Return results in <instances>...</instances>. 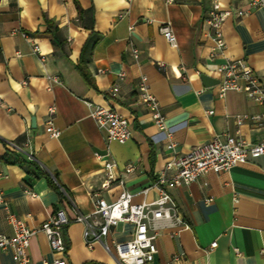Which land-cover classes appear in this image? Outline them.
Listing matches in <instances>:
<instances>
[{
	"label": "crops",
	"instance_id": "1",
	"mask_svg": "<svg viewBox=\"0 0 264 264\" xmlns=\"http://www.w3.org/2000/svg\"><path fill=\"white\" fill-rule=\"evenodd\" d=\"M219 2L231 14L222 24L226 46L212 56L214 43L203 22L212 0H0V194L6 203V208L0 206V233L13 232L7 210L34 228L59 206L70 219L76 210L89 213L91 192L115 200L123 187L116 180L103 187L105 174L95 151L108 150L119 170L135 164L124 176L126 190L135 193L152 183L173 154L185 153L215 134L239 129L249 141L264 135L250 122L236 124L237 115L256 113L259 105L239 90L220 94L216 84L205 86L199 77L206 73L216 78V65L243 58L264 83V7L238 16L236 9L248 7L247 0ZM43 14L54 20L60 46L46 31ZM166 21L176 46L159 31ZM92 33L99 38L86 69L97 89L75 67ZM142 75L165 124L173 128L172 149L138 98ZM87 101L126 116L130 138L108 141L105 130L89 117ZM49 116L61 130L57 138L45 130ZM49 177L69 198L59 197ZM170 192L187 226L163 228L156 238L157 252L147 264H264V155L228 170H209ZM154 195L151 189L146 199ZM83 229L74 220L64 227L62 253L51 250L44 233H34L29 239L32 264H53L57 258L66 264H114L101 245H85ZM133 231L132 223L122 222L111 228L109 238L125 241ZM212 242L216 244L210 247ZM0 264H14L9 251L0 250Z\"/></svg>",
	"mask_w": 264,
	"mask_h": 264
},
{
	"label": "built area",
	"instance_id": "2",
	"mask_svg": "<svg viewBox=\"0 0 264 264\" xmlns=\"http://www.w3.org/2000/svg\"><path fill=\"white\" fill-rule=\"evenodd\" d=\"M175 0H166L171 3ZM248 7L237 8L238 16L246 15L251 8L262 6L264 0H247ZM231 14L230 10L223 9L219 0H212L203 22L206 27V35L213 41L214 46L211 55L222 52L226 42L222 32L224 20ZM122 17V14H119ZM159 31L171 46L177 45L176 35L169 21L159 26ZM26 35V34H24ZM33 49L39 50L37 44ZM134 57L138 56V50L132 49ZM158 67L165 68L163 61L157 62ZM182 76L187 78L186 69L181 66ZM214 71L218 74L216 83L219 93L223 94L227 89H235L245 93L247 98L260 106L256 113H244L236 116L237 126L244 122H250L255 128L264 130V83L254 72L251 65L243 58L232 59L224 64L216 65ZM53 81L58 79L51 77ZM140 102L149 110L150 118L157 129L164 133L169 141L166 144L172 149L175 142L171 139L173 128L165 124V117L159 108V102L147 85V76L142 75L137 86ZM2 99L0 97V104ZM89 117L95 124L105 130L108 141L123 143L130 138L131 132L128 118L117 113L113 108L105 105L94 104L87 101ZM49 113L55 111L54 106L48 108ZM211 113V110L208 111ZM45 130L51 137H59L61 130L54 126L53 119L49 116L45 122ZM28 141L25 143L27 144ZM264 155V135L256 141H249L237 133L223 132L215 134L208 141L192 147L182 154H173L157 170L155 178L149 186L132 193L124 186V176L135 169V164L129 162L122 170H119L117 162L107 150L104 153L95 151L96 159L101 160V168L105 174L103 187H107L112 181H117L123 188L117 198L108 202L99 196L98 191L91 192L92 210L83 214L76 210L72 219L69 218L63 207H57L37 227L30 228L25 221L7 210L5 218L12 227V234L0 233V250L11 253L14 264H32L29 253V239L37 231L45 234L49 247L53 252L62 253L66 244L63 236L64 227L71 221H78L84 225L83 241L88 248L99 244L112 257L114 264H147L152 261L157 252L156 238L165 227L187 226L176 203L171 195V188L188 184L196 180L201 174L209 170H228L234 165L245 163L249 159ZM59 186V185H58ZM62 195L69 198L65 189L59 186ZM153 189L155 195L147 200L146 196ZM35 195L32 191H27ZM136 195H141V201H134ZM208 197L206 200H211ZM0 206L6 208V203L0 194ZM122 222H130L134 225L132 237L125 241H116L109 238L111 228ZM212 242L210 247L215 246ZM237 251V250H236ZM53 264H66L62 258H57Z\"/></svg>",
	"mask_w": 264,
	"mask_h": 264
},
{
	"label": "trees",
	"instance_id": "3",
	"mask_svg": "<svg viewBox=\"0 0 264 264\" xmlns=\"http://www.w3.org/2000/svg\"><path fill=\"white\" fill-rule=\"evenodd\" d=\"M78 8L80 12L81 9L79 6ZM43 22L46 25V31L51 35L52 41L55 44V46L56 47L60 46L61 40L58 37V29L55 25L54 20L49 18L46 14H43ZM98 38H99L98 34L95 33H92L88 36V38L86 39V41L84 42L81 48L79 59L75 64V67L77 68L81 76L84 78L87 84L93 89H97V88L95 82L93 81V79L91 78V76L89 75L86 69V63L90 60L92 56V49L95 43L97 42ZM32 165L34 166V168H38L34 164ZM48 182L51 186H53L57 190L59 197H62L63 196L62 192L60 191L59 186L56 184L55 180L52 177H49Z\"/></svg>",
	"mask_w": 264,
	"mask_h": 264
},
{
	"label": "water",
	"instance_id": "4",
	"mask_svg": "<svg viewBox=\"0 0 264 264\" xmlns=\"http://www.w3.org/2000/svg\"><path fill=\"white\" fill-rule=\"evenodd\" d=\"M199 77L201 79L202 84L205 86L213 85V84H216L218 82L217 78L210 76L206 73H200ZM32 122H33V119H32Z\"/></svg>",
	"mask_w": 264,
	"mask_h": 264
},
{
	"label": "clouds",
	"instance_id": "5",
	"mask_svg": "<svg viewBox=\"0 0 264 264\" xmlns=\"http://www.w3.org/2000/svg\"><path fill=\"white\" fill-rule=\"evenodd\" d=\"M14 87H16L17 89H19V85L18 84H14Z\"/></svg>",
	"mask_w": 264,
	"mask_h": 264
}]
</instances>
